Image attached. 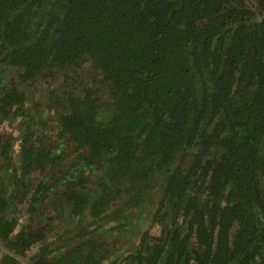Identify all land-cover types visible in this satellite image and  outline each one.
Returning a JSON list of instances; mask_svg holds the SVG:
<instances>
[{
	"label": "trees",
	"instance_id": "obj_1",
	"mask_svg": "<svg viewBox=\"0 0 264 264\" xmlns=\"http://www.w3.org/2000/svg\"><path fill=\"white\" fill-rule=\"evenodd\" d=\"M28 87L61 131L39 173L0 131V264H264V0H0V126Z\"/></svg>",
	"mask_w": 264,
	"mask_h": 264
},
{
	"label": "flooded vegetation",
	"instance_id": "obj_2",
	"mask_svg": "<svg viewBox=\"0 0 264 264\" xmlns=\"http://www.w3.org/2000/svg\"><path fill=\"white\" fill-rule=\"evenodd\" d=\"M44 88H48L44 87ZM49 89V88H48ZM41 90V89H40ZM41 92V91H40ZM47 91L41 92L42 95L46 96ZM40 94V95H41ZM42 99L39 97V100ZM43 99H46L43 97ZM37 102V115H34L33 113H30V110L28 111V114L25 116H17L14 120L11 122L6 121V123H9L10 125H14L17 119L19 120V125L20 128L18 130V135H16L13 130L12 131H6L0 129V131L3 133V135L8 136V137H3V141L5 142L6 140L10 141V154L11 158L7 159L6 165L10 167V171L18 170L21 167H23V164L27 159L24 158V151L26 148L31 149L33 152L32 158L35 161V165L32 166L33 169H37V172L39 173L40 171H47L49 168V165L53 166L52 164H49V160L46 158L44 161L38 160L37 159V154L39 153L40 149H44L47 147V143L49 140H53V142H58V137L59 133L61 131V125L59 124V120L56 114H54L51 110L48 109L47 106H39ZM40 108L42 111H40L41 117L38 116V112ZM4 124V125H5ZM49 124L52 126L49 127ZM3 125V126H4ZM33 127H30V126ZM1 127V126H0ZM34 129V134L31 135V132ZM4 144V143H3ZM63 159L61 160V171L58 170L59 176H63L66 172V169L68 168V165L76 157V154H74V145L71 143H67L64 148H63ZM7 156V155H6ZM8 158V157H7ZM37 160V161H36ZM39 161V162H38ZM41 162V163H40ZM55 169V167H54ZM102 170H91L89 172L86 171L85 176H89L91 183L93 185H100L101 183L104 182L106 178V174L101 173ZM37 175V174H36ZM43 174H41L42 176ZM37 178V177H36ZM8 179V178H7ZM6 179V180H7ZM89 181V180H88ZM7 184H13L16 185L15 183H7ZM36 184V183H35ZM34 191V190H33ZM32 192V191H31ZM31 194V193H30ZM30 194L26 197V202L30 205ZM14 201H16L17 198V193H14ZM28 206L25 207V213L24 216L21 217V223L20 225H26L30 221V212L27 210ZM152 208L147 206V208L143 211V216L141 217V224L143 225V228H147L150 223L152 222L149 218L150 215L153 213ZM145 218V220H144ZM64 219L66 221H69L70 219L68 218L67 215L63 217L61 220H57V224H62L64 223ZM67 244V243H63ZM0 248L1 250L5 249L2 244L0 243ZM37 248H39L38 245H34L33 247L29 248L27 251H25L23 254H26L25 256L18 255L21 262L23 264H33L30 262V257L34 256L36 253ZM122 251L124 255L128 254V245L126 242L122 246ZM11 253V252H10Z\"/></svg>",
	"mask_w": 264,
	"mask_h": 264
},
{
	"label": "rangeland",
	"instance_id": "obj_3",
	"mask_svg": "<svg viewBox=\"0 0 264 264\" xmlns=\"http://www.w3.org/2000/svg\"><path fill=\"white\" fill-rule=\"evenodd\" d=\"M26 93L28 96L26 107L29 108L31 114L33 113L34 115H37L36 108H37V102L39 99V95L41 94L40 89L37 91L34 87H28L26 90ZM38 109H39L38 116L41 117L40 111H42V110L40 108H38ZM19 120L20 119H17L14 125H10L9 123H6L4 126H1L0 129L6 130V131H12L13 130V132L16 135H18V130L20 128ZM51 126L52 125L49 124V127H51Z\"/></svg>",
	"mask_w": 264,
	"mask_h": 264
}]
</instances>
